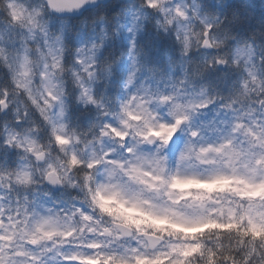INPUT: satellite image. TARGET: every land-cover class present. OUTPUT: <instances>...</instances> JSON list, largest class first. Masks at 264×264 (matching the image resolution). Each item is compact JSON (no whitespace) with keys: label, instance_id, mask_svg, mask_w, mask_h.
<instances>
[{"label":"clouds","instance_id":"clouds-1","mask_svg":"<svg viewBox=\"0 0 264 264\" xmlns=\"http://www.w3.org/2000/svg\"><path fill=\"white\" fill-rule=\"evenodd\" d=\"M0 264H264V0H0Z\"/></svg>","mask_w":264,"mask_h":264}]
</instances>
